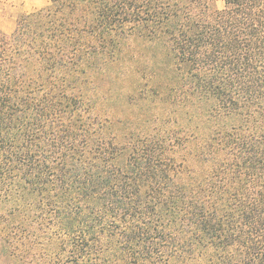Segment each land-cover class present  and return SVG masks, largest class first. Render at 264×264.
Listing matches in <instances>:
<instances>
[{"label":"trees","instance_id":"1","mask_svg":"<svg viewBox=\"0 0 264 264\" xmlns=\"http://www.w3.org/2000/svg\"><path fill=\"white\" fill-rule=\"evenodd\" d=\"M215 2L50 0L0 29V247L264 264V0Z\"/></svg>","mask_w":264,"mask_h":264},{"label":"rangeland","instance_id":"2","mask_svg":"<svg viewBox=\"0 0 264 264\" xmlns=\"http://www.w3.org/2000/svg\"><path fill=\"white\" fill-rule=\"evenodd\" d=\"M50 0H40L38 5L35 0H0V29L7 32L13 31L18 17L27 12L39 9L40 5L47 6ZM218 8L224 6L223 0H216ZM162 47L158 46L152 52L156 54L162 53ZM0 264H33L22 256H13L10 251H5L0 247Z\"/></svg>","mask_w":264,"mask_h":264},{"label":"crops","instance_id":"3","mask_svg":"<svg viewBox=\"0 0 264 264\" xmlns=\"http://www.w3.org/2000/svg\"><path fill=\"white\" fill-rule=\"evenodd\" d=\"M39 1H40V0H35V2H36L37 5H38V2H39ZM44 7H46V6H44V4H43V5H40V6H39V9H40V8H44ZM7 32H11V30H10V31H7Z\"/></svg>","mask_w":264,"mask_h":264}]
</instances>
